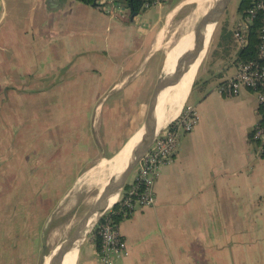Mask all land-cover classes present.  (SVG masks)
<instances>
[{
    "label": "crops",
    "instance_id": "obj_1",
    "mask_svg": "<svg viewBox=\"0 0 264 264\" xmlns=\"http://www.w3.org/2000/svg\"><path fill=\"white\" fill-rule=\"evenodd\" d=\"M192 2L165 0L121 18L77 0H0V91L20 94L23 123L30 126L39 123L31 118L38 107L60 102L61 93L74 108L65 128L53 135L31 128L36 135L28 136L25 149L17 141L14 153L31 152L32 168L56 171L55 179L71 167L78 174L110 157L134 132L142 96ZM244 24L240 14L233 31ZM221 36L212 67L198 84L206 49L181 108L167 123L186 106L195 108L197 122L161 164L154 203L117 224L127 251L113 264H264V157L249 137L259 119L257 99L245 88L236 95L219 91L237 73L244 45L236 37L235 45L225 43ZM32 229L33 224L12 237L0 231V264H33L40 247L29 242ZM9 237L14 241L5 246ZM77 255L76 264H103L91 235Z\"/></svg>",
    "mask_w": 264,
    "mask_h": 264
},
{
    "label": "rangeland",
    "instance_id": "obj_2",
    "mask_svg": "<svg viewBox=\"0 0 264 264\" xmlns=\"http://www.w3.org/2000/svg\"><path fill=\"white\" fill-rule=\"evenodd\" d=\"M213 1L214 0H207V2L205 1L202 5H199V3L195 1L192 2L190 6L192 7V10L188 14L186 21L183 20L179 26H177L176 23H173L170 26V31H173L177 26V30L172 34V42L188 32L198 22L204 12L210 8ZM239 1L240 0H230L207 41L208 48L206 47V49L208 50V54L198 71V84L200 83L199 78L204 77L206 73L207 69L205 70V68L207 66L212 67L211 63L213 59L216 58V38L218 37L219 39L221 32V39L225 43H231L232 45L236 44L233 24L241 14L237 9ZM95 8L97 7L95 6ZM169 34L170 32H168L166 38L169 37ZM213 72L214 74L209 78V81L214 84L216 82V71L214 70ZM1 81L2 78H0V82ZM60 97V102L56 104L47 102L44 103L45 107H38L36 111L39 113L37 116L34 115L31 118L34 120L38 119L39 123L30 126L23 123V119L27 113L23 112V103L20 99V94L0 91V139H3V145L0 146V231L8 233L9 236L12 237L13 234H22L23 231H26L30 225L33 224L31 234L35 235V237L30 239L29 242L32 246L39 245L40 247L37 255H33V264H42V260L43 262L45 261V256L49 254L63 239L69 236L79 219L85 214L101 190H103V187L111 182V179L113 178L112 175H110L112 178L108 179V183H104L107 176L105 173L107 172L104 171L105 169L101 170L98 165L104 159L113 156L125 142L124 141L110 157L98 160L96 164L86 168V170L78 174H76L77 168L71 167L72 171L68 172L62 179L48 180L46 184H43L44 187L41 189H28L26 187H12V189L5 188L8 187L5 180L9 182V178H11L10 176L12 175L15 177L18 175L17 169H20L25 165L24 162L19 164L23 159L22 157L19 158V151L17 150L14 153L15 144L18 143L17 141L24 144L28 136L36 135H32L31 128L38 130L45 128L48 133L54 131V129L56 130L59 127L62 128L64 125L69 124V118L72 117L74 108H71L68 101L65 100L64 93H61ZM99 111L100 108L97 106L93 109V114L98 115ZM147 111L148 108L146 109V114ZM83 112H87V110H83ZM122 112H124V110H122ZM45 113L51 114V116L46 117L47 114ZM42 121H46L48 124L42 125ZM133 122L135 128L137 111L133 117ZM163 127L164 125L159 130ZM38 135L41 136L42 134ZM22 148H27V144H24ZM16 160H18V166H15ZM4 163L6 164L4 165ZM52 173L58 174L56 171ZM134 174L135 168L129 174L127 181H131ZM74 178L75 180L73 183L70 182ZM20 180L21 176H19L15 182H12V185H20ZM51 182H53L56 188L48 187L52 185ZM23 194H25L26 197H23ZM15 213H17V215H15ZM5 219H7V223L4 224L2 222ZM39 235L40 237H38ZM89 236L90 234L88 237ZM11 237L7 238L8 241L5 246L8 245L7 243H9L10 240L14 241V238ZM3 239L4 238L0 236V241Z\"/></svg>",
    "mask_w": 264,
    "mask_h": 264
},
{
    "label": "built area",
    "instance_id": "obj_3",
    "mask_svg": "<svg viewBox=\"0 0 264 264\" xmlns=\"http://www.w3.org/2000/svg\"><path fill=\"white\" fill-rule=\"evenodd\" d=\"M165 0H150L143 7L160 4ZM95 6L110 16L125 17L128 15L125 0H95ZM259 19L262 23L259 31V42L254 59L238 62V71L232 77L222 82L219 91L225 95H236L242 89L253 91L257 99V110L264 118V0H253L246 10L244 25L234 31L235 36L243 40L247 23ZM198 116L193 106H186L182 113L158 130L155 138L135 166V174L129 185L122 188L117 202L119 212L125 216L137 207L152 205L155 201L153 184L154 178L162 163L169 159V154L177 148L181 134L190 131L197 122ZM252 141L256 144V152L264 148V124H256L252 131ZM107 214V213H106ZM90 235L100 237V254H97L103 264H113L115 258L126 254L125 241L117 223L105 217L97 222Z\"/></svg>",
    "mask_w": 264,
    "mask_h": 264
},
{
    "label": "bare ground",
    "instance_id": "obj_4",
    "mask_svg": "<svg viewBox=\"0 0 264 264\" xmlns=\"http://www.w3.org/2000/svg\"><path fill=\"white\" fill-rule=\"evenodd\" d=\"M193 1L199 3V5H202L205 1L207 2V0ZM213 30V24H207L205 38L195 39L189 35V38L182 40L178 44L176 50L170 54L164 66V73L162 74L163 80L157 89L153 102L148 107L144 127L136 134L131 135L113 156L104 159L98 165L101 170L105 169L104 171L107 172L105 173L107 176L104 183L107 184L108 179H111L113 176L111 182L109 181L110 183L103 187V189L111 185L118 178L129 162L132 147L135 141L139 138L140 133L144 140L151 138L155 135L157 130L178 113L195 75V70L206 50L208 45L207 41ZM110 175L112 176L110 177ZM114 199L115 195L108 197L109 205ZM54 249L45 256L46 263ZM77 256V246H73L71 250L65 254L62 264H76Z\"/></svg>",
    "mask_w": 264,
    "mask_h": 264
},
{
    "label": "water",
    "instance_id": "obj_5",
    "mask_svg": "<svg viewBox=\"0 0 264 264\" xmlns=\"http://www.w3.org/2000/svg\"><path fill=\"white\" fill-rule=\"evenodd\" d=\"M229 2L230 0H214L210 8H208V10L204 12L198 22L188 32L184 33L174 42H172V44L165 50L162 59L156 71L154 72V75L152 76L147 90L140 103L136 127L132 135L139 132L145 125L146 109L153 102L157 89L163 80L162 74L164 73V66L170 54L176 50L178 44L182 40L189 38V35H191L192 38L195 39L205 38L207 24H213V26L215 27L218 19L223 14ZM156 133L147 140H144L142 138V134L140 133L139 138L135 141L132 147L130 160L122 170L118 178L111 185L101 190V192L97 195L96 199L90 205L85 214L79 219L69 236L63 239L55 247L54 251L49 256L48 262L46 263L44 261V264H62L65 254L70 251L73 246H77L78 253L80 246L87 239L88 235L91 233L99 219L117 202V198L124 184L126 183L129 174L133 171L139 159L142 157L144 152L147 150V148L155 138ZM175 153L176 149H174L169 154V157L173 156ZM111 195H115V199L109 205L108 197Z\"/></svg>",
    "mask_w": 264,
    "mask_h": 264
},
{
    "label": "trees",
    "instance_id": "obj_6",
    "mask_svg": "<svg viewBox=\"0 0 264 264\" xmlns=\"http://www.w3.org/2000/svg\"><path fill=\"white\" fill-rule=\"evenodd\" d=\"M77 1H80V2L88 4V5L95 6V0H77ZM147 1H150V0H125L126 6H127V8H129L128 16L132 17L134 14L139 12L143 8L144 3H146ZM252 2H253V0H240L239 1L237 9H238V11L241 12L243 17L246 14V10L252 5ZM261 25H262V23L259 19H255L251 23H247V29L245 30V35H244V37L246 38V43L241 47V49H239L238 55H237V61L244 62V61L251 60V59L255 58L256 49H257V45L259 42V31H260ZM257 111L259 113V119L253 125V127L250 129V132H249L250 139H252V131H253L254 126L256 124H260V125L264 124V118L260 114V111L259 110H257ZM45 114H47L46 115L47 117L51 116V114H48V113H45ZM47 124L48 123H46V125ZM55 126H57V125H55ZM172 126H173V123H169L170 129H172ZM62 128H65V127L63 126ZM54 133H55V129H54V131L49 132V134H51V135H53ZM258 154L264 157V148ZM20 157H22V156L20 155L19 158ZM22 158H23V161L25 162L24 167H21L20 169L12 167V168L18 170L17 171L18 175L13 177L10 174L11 178H9V182L7 180H5V183L8 186L5 188L12 189V187H16V188L17 187H20V188L26 187L28 189H31V188L41 189L44 186H39L38 180H40V179L41 180H51V179L54 180L57 177L56 173H52L49 170H48V172H45V171L39 172L41 169H43L42 166L39 167L35 171V169L32 168L33 165H31L30 161H29L32 159V153L31 152L26 154V156H24ZM34 158H35L36 162L38 160L40 161V159H41V158H37V157H34ZM46 161H47V159H46ZM5 164L6 163H4V165ZM15 164H12V165L18 166V160L15 161ZM19 176H21V180L19 181V182H21V184L18 186H13L12 182H15ZM129 182L130 181H126V183L124 184V188H126L129 185ZM49 188H51V187H49ZM23 197H26V195L23 194ZM106 213L99 219L98 222L102 221L107 216V217L111 218L115 223L118 224L122 218L128 217L129 215H131L133 213V211L126 214L125 216H123V214L121 212H119V203L116 202L113 205V207ZM15 215H17V213H15ZM2 223H4V224L7 223V219H5ZM92 240L94 242L95 253L100 254V243H101L100 237L99 236L94 237V239H92Z\"/></svg>",
    "mask_w": 264,
    "mask_h": 264
}]
</instances>
